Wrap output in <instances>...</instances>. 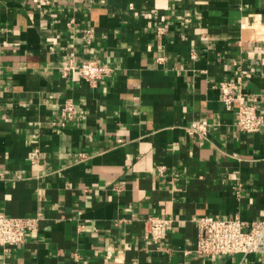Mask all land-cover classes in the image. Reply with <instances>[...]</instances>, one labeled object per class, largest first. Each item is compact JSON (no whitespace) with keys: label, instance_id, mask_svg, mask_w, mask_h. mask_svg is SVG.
<instances>
[{"label":"crops","instance_id":"0c3cea01","mask_svg":"<svg viewBox=\"0 0 264 264\" xmlns=\"http://www.w3.org/2000/svg\"><path fill=\"white\" fill-rule=\"evenodd\" d=\"M0 65V212L38 218L0 264H264L196 253L198 219H264V122L222 100L264 116V0H0Z\"/></svg>","mask_w":264,"mask_h":264},{"label":"built area","instance_id":"2783aa9c","mask_svg":"<svg viewBox=\"0 0 264 264\" xmlns=\"http://www.w3.org/2000/svg\"><path fill=\"white\" fill-rule=\"evenodd\" d=\"M92 37L91 30L87 31V38ZM109 67L100 64L94 59L84 61L79 66L69 62L64 69V75L76 72L79 76L96 85L109 72ZM1 74V65H0ZM222 100L228 108L238 102L237 126L242 132L255 133L261 130L264 116L258 112L255 105H250L235 95V85L224 83L222 85ZM65 115L70 117L75 107L68 102L64 107ZM195 129L205 134V126L197 124ZM172 220L163 217H149L145 222L146 237H151L156 243L170 229ZM38 218L11 217L0 212V247L18 245L27 238V232L37 229ZM198 242L196 253L212 257L223 254L242 253L262 254L264 256V219L244 221L239 218H219L205 216L197 221Z\"/></svg>","mask_w":264,"mask_h":264}]
</instances>
